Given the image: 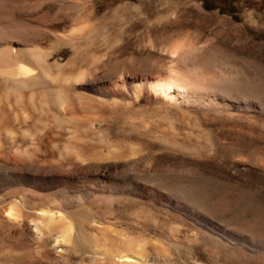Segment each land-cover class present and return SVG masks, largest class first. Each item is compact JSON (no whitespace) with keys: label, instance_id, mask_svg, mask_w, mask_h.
<instances>
[{"label":"bare ground","instance_id":"6f19581e","mask_svg":"<svg viewBox=\"0 0 264 264\" xmlns=\"http://www.w3.org/2000/svg\"><path fill=\"white\" fill-rule=\"evenodd\" d=\"M97 16L94 0H0V264H148L146 245L155 244L106 236L105 221L92 212L115 204L113 186L99 190L110 176L95 169L135 163L130 149L105 145L93 131L104 111L129 101L182 116L227 100L254 99L264 108L240 71L216 70L212 56L182 39L166 47L164 67L129 59L122 73L117 58L90 57L87 27ZM62 45L72 56L51 61ZM79 60L87 69L74 70ZM168 173L162 177L178 190L177 174Z\"/></svg>","mask_w":264,"mask_h":264},{"label":"rangeland","instance_id":"374dc122","mask_svg":"<svg viewBox=\"0 0 264 264\" xmlns=\"http://www.w3.org/2000/svg\"><path fill=\"white\" fill-rule=\"evenodd\" d=\"M94 3L90 57L117 58L122 73L129 59L164 67L166 47L182 39L212 56L216 70L240 71L249 81L246 92L264 104V0ZM71 53L59 46L51 61H67ZM185 66L193 69L190 61ZM73 68L87 69V63L79 60ZM247 101L227 100V107L184 116L132 101L104 111L93 131L105 145L130 149L135 160L95 169L110 176L100 179V191L114 187V208L92 209L105 221L104 234L155 244L158 249L146 245L148 264H264V108ZM174 172L178 190L162 177ZM87 185L97 187L90 180Z\"/></svg>","mask_w":264,"mask_h":264}]
</instances>
